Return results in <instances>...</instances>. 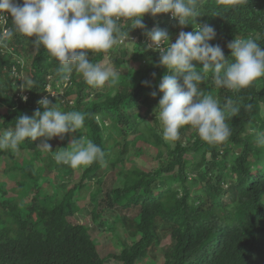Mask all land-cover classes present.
I'll list each match as a JSON object with an SVG mask.
<instances>
[{"label":"trees","instance_id":"16d2710c","mask_svg":"<svg viewBox=\"0 0 264 264\" xmlns=\"http://www.w3.org/2000/svg\"><path fill=\"white\" fill-rule=\"evenodd\" d=\"M196 11L187 26L171 13L145 14V29H131L128 19L118 21L131 42L137 37L129 59L133 70L121 71V64L130 61L114 55L117 44L107 52L87 54L92 63L113 62L119 73L114 86L91 87L75 70L62 80L56 74L59 62L43 48L34 49L35 36L16 34L0 48V134L13 130L19 116H32L48 86L66 85L65 96L75 95L73 101L60 92L51 98L61 111L86 114L83 128L48 141L52 152L37 148L38 139H26L18 150H0V264H108V259L117 264H264V147L251 132H264V77L237 92L215 86L211 73L206 74L198 90L213 95L221 106L229 99L240 105V112L227 120L231 135L210 145L185 126V141L171 146L162 137L157 107L163 96L160 80L172 73L160 65V52L145 34L159 27L174 43L180 31L208 24L217 34L209 43L219 44L230 58L227 43L235 37L252 38L264 47V0H197ZM7 15L5 27H12ZM193 65L202 71V64ZM21 77L35 81L26 102L19 90ZM79 136L91 139L105 155L103 161L81 167V181L67 189L71 179L66 174L73 168L57 163L54 155ZM146 149L157 161L150 170L122 165L132 155L142 157ZM106 166L118 170L121 185L98 177ZM96 183L101 190L90 201L78 197ZM26 187L30 191L21 195ZM85 208L89 213L79 221L77 214ZM130 208L138 209L133 218L119 216L118 209ZM117 220L129 225L124 238ZM94 225L115 231L113 252L100 253L91 233Z\"/></svg>","mask_w":264,"mask_h":264},{"label":"clouds","instance_id":"9594fccd","mask_svg":"<svg viewBox=\"0 0 264 264\" xmlns=\"http://www.w3.org/2000/svg\"><path fill=\"white\" fill-rule=\"evenodd\" d=\"M196 4L197 0H22V3L0 0V48H6L16 34L35 36L31 41L34 49L43 48L59 62L56 74L62 80L67 81L75 70L91 87H103L106 82L114 86L119 73L109 65L90 62L87 54L107 52L117 43L129 41V31H122L118 21L128 19L132 21L131 29H145L142 22L145 14L155 17L171 13L181 26H187L190 18L198 16ZM7 14L11 15L12 27H5ZM193 29L180 31L174 43L169 33L159 27L145 31L154 50L160 52V65L172 73L164 74L158 85L163 93L157 107L162 137L166 142L178 141L180 129L191 126L202 141L218 145L230 137L232 130L227 120L240 112V105L229 99L221 106L213 95L198 90V86L211 73L217 87L237 92L248 88L253 81L264 77V47L252 38L235 37L227 43L231 56L226 58L219 44L209 43L217 35L212 26L197 24ZM193 61L202 64V71L196 70ZM20 80L21 92L33 89L34 80L28 77ZM143 83L148 85L147 81ZM156 94L151 93L153 97ZM21 99L26 102L28 98ZM37 104L39 108L32 116H19L13 130L0 134V150H18L26 139L44 138L37 148L52 152L49 140L53 137L63 140L66 134L84 127L86 114L61 111L49 96H43ZM94 119L101 124L98 114ZM251 132L257 145L264 147V132L255 129ZM69 146L56 152L57 163L77 169L103 161L104 151L91 139L79 136Z\"/></svg>","mask_w":264,"mask_h":264},{"label":"rangeland","instance_id":"374dc122","mask_svg":"<svg viewBox=\"0 0 264 264\" xmlns=\"http://www.w3.org/2000/svg\"><path fill=\"white\" fill-rule=\"evenodd\" d=\"M154 27L155 26H153V28ZM136 40H137V37H135V38L132 39V42L133 43H131V40L129 39L130 42L126 40L124 42L117 43V45L114 46L115 47V50H116V53H114V55L117 54V56H118V54H120L122 59H126V60L130 61L129 65H128V63H124V64L122 63L121 64L122 65L121 66V71H124V68L129 69V70H133V65L134 64L131 63V60H129V59L131 58L132 51H133V46H134V42ZM10 47H11V49H13L14 46L10 45ZM31 48H29V49H31ZM21 62H22V60H21ZM100 64L101 65H109L112 68H114L113 62H110V60L108 58L106 60H103L102 62H100ZM21 65H23V63ZM65 87H66V85H62V84H57V86H56L55 89L53 87L50 88L48 86V90H49L50 93L47 92L45 96H49V98L51 99L53 97L51 95V93H52V94L56 95L54 98H57L58 97V94L60 92V95L62 97H64L65 96ZM26 91L27 90H25L24 92H22V94H24V96H27L26 95L27 94ZM74 96L75 95L73 93H69V94H67L65 96V98L73 101ZM184 127H182L180 129V140L183 141V142L186 139L185 136H184V133H185ZM42 139H44V138H38L39 142H41ZM57 139H58V137H53V141L54 142H57ZM178 141L169 142V143H170L171 146H175ZM38 164L41 167V169H43L42 162H40V163L38 162ZM123 164H127V165H130V164L133 165L134 164V165H136L137 167H139L141 169L150 170L152 167H154L157 164V161H156V158L154 157V153H149V151L146 149L145 155H143L142 157H136V156L132 155V156L126 158V160L122 163V165ZM104 168L105 169H102L98 173V175H99L98 177L102 176L103 183L106 180L109 184H113L115 186L121 185V182L119 181L120 182L119 183L117 181V177H118L117 171L118 170L112 169V167L110 168V167H107V166L104 167ZM81 171H82L81 168L70 169V170L67 171V174L66 175H67V177H70V179H71V181L67 183V189H68V187H71L75 183H78V182L81 181V179H82ZM106 171H108L107 174H106ZM193 173L194 172H192V170H190V175L192 177L194 176ZM113 178H115V183H112L111 182V180ZM9 185H11V184H9ZM101 186L102 185L100 183L99 184L96 183L93 186L92 190H90V191H86L85 189H83L84 192L81 193L78 197L79 198H83L85 201H88V200L90 201V198L92 197V195H94V193H96V192L99 193V191L101 190ZM103 190H104V186H103ZM28 191H30V190H29L28 187H26L20 193H21V195H23V194L27 193ZM62 191H64V190H62ZM31 195H32V193H30V196ZM23 200L26 201L27 200V197L24 196L23 197ZM137 212H138V209H135V208L118 209L119 216L126 215L128 218H133L137 214ZM88 213H89V209L88 208H85L82 212L78 213L77 216L79 217V221H82L83 219L81 217H84ZM88 218H90V217H88ZM109 219L113 220V217H110ZM89 223L92 224V222H89ZM117 227H118V233L124 238L125 237V232H126L124 229L127 228V227H129V225L126 224L122 220H117ZM111 230H113V229L106 228L105 230H102L101 231L95 225L92 226L91 233L94 236V238L97 240L98 247H99V251H100V253L102 255L114 251V245L112 243V240H113V234H112V232L113 231H111ZM113 233L115 234V231ZM169 242H170V239H166L164 241V245L167 246V244H169ZM159 254H160V252H159ZM108 264H117V263L115 261H113V259H108Z\"/></svg>","mask_w":264,"mask_h":264}]
</instances>
